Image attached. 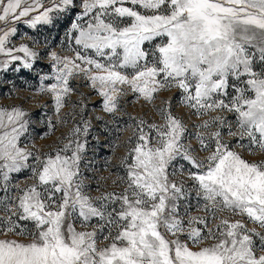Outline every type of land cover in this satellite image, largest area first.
Returning a JSON list of instances; mask_svg holds the SVG:
<instances>
[{"label": "snow or ice", "instance_id": "6c2138e0", "mask_svg": "<svg viewBox=\"0 0 264 264\" xmlns=\"http://www.w3.org/2000/svg\"><path fill=\"white\" fill-rule=\"evenodd\" d=\"M77 8L75 56L49 53L56 82L40 89L57 116L83 75L105 113L131 93L162 122L130 118L120 190L93 196L88 121L42 151L27 143L29 113L0 108V264H264V0H0L3 68L40 57L8 47L15 24ZM25 171L32 183H13Z\"/></svg>", "mask_w": 264, "mask_h": 264}, {"label": "rangeland", "instance_id": "374dc122", "mask_svg": "<svg viewBox=\"0 0 264 264\" xmlns=\"http://www.w3.org/2000/svg\"><path fill=\"white\" fill-rule=\"evenodd\" d=\"M43 3L47 7L51 5L52 0H43ZM79 11L80 9L77 8L71 13L61 15L54 13L53 24L38 25L35 29L24 22L14 25L17 28V34L10 37L8 47H19L20 44L26 43L33 50L38 51L40 57L33 61L31 69L23 68L20 61L10 63L7 69L0 64V108L20 107L29 113L31 127L27 143L30 146L34 142L36 148L42 151H48L50 148H55L57 144L66 142L63 138L73 127L79 125L82 128L83 121H88L90 133L87 137V167L82 168V171L87 177L85 183L89 186L88 191L96 196L105 191L120 190L113 181L124 174L120 159L127 150V138L132 135L133 120L130 118H143L157 123L162 121L155 114L152 104H147L142 99L137 100L131 93L120 98V112L115 113L114 116L105 113L103 98L92 89L90 82L83 75L70 79V85L74 91L65 97V106L57 116L51 94L42 93L40 89L42 85L47 87L56 82L49 53L57 52L60 56H75L71 49L76 46L74 41L66 38V33ZM14 54L23 56V53ZM5 59V56L0 55V61ZM45 77L47 79H44ZM172 95L173 92L160 93L154 102L155 105L159 106L162 98ZM173 104L175 114L183 117L190 131H195L191 125L198 123V118L195 116L189 118L186 114L187 110L177 101L174 100ZM49 120L55 126L52 131L48 127ZM117 125H119V132L116 131ZM80 139L83 140L84 136L81 135ZM191 143L195 145L196 142L192 140ZM246 158L258 159L259 157L246 156ZM13 176V183L20 185L32 183L28 171L13 174ZM249 227L252 225L249 224Z\"/></svg>", "mask_w": 264, "mask_h": 264}]
</instances>
